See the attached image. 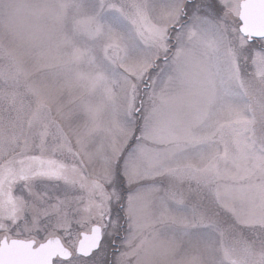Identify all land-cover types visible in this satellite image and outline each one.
I'll use <instances>...</instances> for the list:
<instances>
[{
	"label": "snow or ice",
	"instance_id": "6c2138e0",
	"mask_svg": "<svg viewBox=\"0 0 264 264\" xmlns=\"http://www.w3.org/2000/svg\"><path fill=\"white\" fill-rule=\"evenodd\" d=\"M0 264H264V0H0Z\"/></svg>",
	"mask_w": 264,
	"mask_h": 264
}]
</instances>
